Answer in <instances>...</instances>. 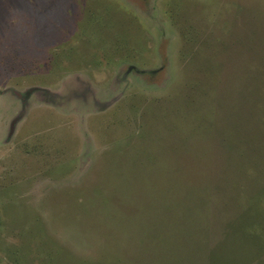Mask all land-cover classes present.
Wrapping results in <instances>:
<instances>
[{
    "label": "rangeland",
    "instance_id": "rangeland-1",
    "mask_svg": "<svg viewBox=\"0 0 264 264\" xmlns=\"http://www.w3.org/2000/svg\"><path fill=\"white\" fill-rule=\"evenodd\" d=\"M0 264H264V0H0Z\"/></svg>",
    "mask_w": 264,
    "mask_h": 264
}]
</instances>
